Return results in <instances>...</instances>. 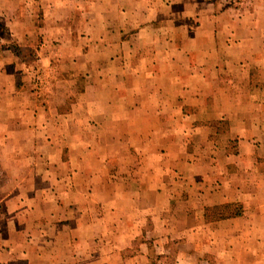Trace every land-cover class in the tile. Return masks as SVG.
Segmentation results:
<instances>
[{"label": "crops", "instance_id": "1", "mask_svg": "<svg viewBox=\"0 0 264 264\" xmlns=\"http://www.w3.org/2000/svg\"><path fill=\"white\" fill-rule=\"evenodd\" d=\"M0 264H264V0H0Z\"/></svg>", "mask_w": 264, "mask_h": 264}, {"label": "trees", "instance_id": "2", "mask_svg": "<svg viewBox=\"0 0 264 264\" xmlns=\"http://www.w3.org/2000/svg\"><path fill=\"white\" fill-rule=\"evenodd\" d=\"M16 52V48L13 49ZM241 205L238 203H229L205 209V216L208 219L215 220L240 215Z\"/></svg>", "mask_w": 264, "mask_h": 264}, {"label": "rangeland", "instance_id": "3", "mask_svg": "<svg viewBox=\"0 0 264 264\" xmlns=\"http://www.w3.org/2000/svg\"><path fill=\"white\" fill-rule=\"evenodd\" d=\"M250 1H252V0H250ZM236 6V5H235ZM4 34V36H5V40H7V41H11L10 39H9V37H8V35L6 34V33H3ZM21 58L23 59V60H25V61H27V64H26V66L28 67V66H30V72L32 73L34 70H36V68L35 67H33V66H35L34 64L33 65H31V63L35 60L34 58H35V55H36V53L34 52V53H32L30 50H28V49H23V50H21ZM27 67H25V68H27ZM25 68H24V70H25ZM31 78L28 80V82L25 80V82L29 85V84H31L33 87L35 86V84L37 83V82H39V78H37L35 75H31L30 76Z\"/></svg>", "mask_w": 264, "mask_h": 264}]
</instances>
